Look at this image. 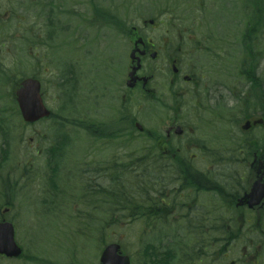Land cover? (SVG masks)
Segmentation results:
<instances>
[{"label":"rangeland","instance_id":"1","mask_svg":"<svg viewBox=\"0 0 264 264\" xmlns=\"http://www.w3.org/2000/svg\"><path fill=\"white\" fill-rule=\"evenodd\" d=\"M163 1L164 0H159L157 5H155V8H157V10L149 9V6L145 5L146 1H141L140 3L134 1L133 5L129 8L128 16L130 19H133V24L138 27V30L141 32L142 36L150 41H153L154 43L161 37H164L167 34V31H170L171 26H165L164 24H161L155 29L150 30L148 26L144 27L141 24V21H143L142 19H146V17H148L147 15L151 13H154V15L157 16V11L165 7ZM216 1L222 3L225 0H190V8L193 9L196 14L197 6L206 7V13L208 15L212 10L214 2ZM253 1L254 0H233L225 3L229 9L228 12L224 13L225 18L228 19L227 25L232 27L233 21L231 20L238 19L239 21L235 22L238 23L237 26H239L240 33H242L245 29L244 25H250V23H252L253 21L254 23H261V21L263 20H256L257 16H260V14L254 12L255 7ZM259 2L261 3V6L264 7V0H258V4ZM46 4H48V6L44 11V9H42V6ZM176 4L178 6H176V16L179 20H177L175 23L176 27L178 29H181L183 27V23L180 20L187 17L189 8L184 5V0H176ZM92 5H98L101 8L104 7V9L110 10H113V8L115 7L120 9H123V7H125L123 0H0V65L5 70L3 74H0V94L2 93L5 95L6 98L1 102L7 103L9 109L12 106L10 104L11 97L8 95L10 91H12L11 86L13 82L17 78H19L20 74L29 76L32 74H36L38 71L43 69V63L40 57L45 56V54L47 53L46 50L50 51L49 49H53V51H59L58 59L53 61L57 62L61 61V50L65 52V49H69V51L73 49L76 52V54L73 53V56L76 59L77 63L74 61V59H71L72 57L70 56L65 59V65L67 67H71L72 71H74L75 74L81 73L83 79L81 80L80 85H82L83 87H86L87 82L90 80H95L96 82H98V86L100 87L95 90L97 91L98 98L101 100L97 101V103L92 100L93 108L95 106L97 110L90 111L88 115L94 116L96 119L104 120L110 119L112 115L116 114L115 111H117V106L115 105V103H117V97L115 96L114 88H112V86L107 87L109 89L107 93L106 88L102 87L104 84L103 79L106 77L105 75L109 73V69L107 68L109 64L113 65V62L107 63L106 61L114 59V66H116V62L122 63V59L125 55V63L128 64V53L130 47L126 42L124 43L118 41V43H116L115 40L113 41L112 46L111 40L113 39V35H111L107 31V27L105 26L106 24L102 23L101 21L97 22V25H89L91 23L90 20L87 19V17L90 16ZM237 5L244 8L243 14L242 10H240V7H237ZM215 6H220V4H217ZM140 8H142V10L145 9L147 15H142V19H139L136 21L137 23H134L135 18L138 15L137 10ZM48 13L50 14V16L47 15ZM46 15L48 16L47 18ZM158 19L161 22L163 20V18L159 16ZM48 20H50L52 23L49 30V33H52V37H50V40L46 39L45 34L47 32V29L44 28V25L46 23L48 24ZM129 26L132 27V23ZM61 29H66L67 31L61 32ZM259 29L260 30L257 32L254 41L255 54L257 57V48V50L260 51V54L257 57L260 67L258 70V75H260V77L264 80V23L261 24ZM72 30L73 34L68 35V33H70V31ZM216 33L219 34V32ZM122 43H124V45ZM237 44L238 42L236 40V43L232 45V48H234ZM159 49L164 50L165 48L163 47ZM112 50L116 51L113 53ZM226 51L228 57H231V51L228 46L226 47ZM242 52L243 50L240 46H238V57L236 59V61L240 60V68H238V71L239 69L240 71H242V65H250H247L245 63L244 57L241 56ZM65 54L69 55L70 52H65ZM79 54H81V56ZM28 58L29 60H33L34 62L38 61L41 66L37 68H31L28 62ZM20 63L22 64V67H20ZM230 65H233V63L230 62ZM232 68L234 70V67ZM33 70L37 71L34 72ZM72 71H69V73H73ZM49 72L51 74V77H53L59 72H61L63 75L65 73V70L62 71L61 68L58 66L56 67L55 64L53 69H49ZM210 73V79L215 80L216 71L211 70L208 74ZM36 76L38 78H41L42 74L38 73L36 74ZM158 81L162 82L163 76H160ZM215 82L216 81H203L204 89L201 90L207 93L212 92L215 89ZM241 86L243 87L242 93L244 94L247 91V88L244 84H242ZM64 88L67 91H69L70 89L69 85H64ZM218 90L220 91L219 88ZM46 92L47 98L49 99L48 105L50 110H52L54 114L58 113L60 116H66L68 114L67 110L56 112L58 105L55 103L52 97L53 90L49 86H47ZM205 96L206 95H204V97ZM109 98L111 99V102ZM181 103L184 104L185 102L182 101ZM186 104L187 105L184 106L183 109L191 105L190 103ZM66 105H71V103H66ZM0 106L7 107V105L5 104H0ZM78 109L79 107H76V110ZM143 120L145 121L144 115ZM16 122L18 121L16 120ZM53 123L54 121L50 119L43 124H37L31 127L29 126L26 128H19L17 125H15L14 127H10V130L15 132V140L11 144V153L9 156V161L4 167L5 171L2 174L0 173V175L4 177L5 173L8 170V167L10 166L9 168L11 169V171L15 172V177L17 178L20 175L21 169L25 165L26 157L29 158V146L38 147L40 145L39 137L48 130L47 126ZM68 124L69 126L67 130L69 131V136H72V138H74L75 134L79 133V129L72 128V123L70 122H68ZM233 130L231 135L226 136V140L231 141L235 137L240 135L238 131ZM131 141L132 143L129 145H132L134 148L140 145L139 140L135 139V136ZM70 144L71 141L69 138V145ZM90 145L91 144L88 143L86 149H89ZM112 145L113 144L111 143V152ZM226 145L227 144H224V146ZM126 151L127 149L117 147L115 152H96L94 154V157L90 150H85V152L83 153H87V157H91L94 163H98V165H101L105 162L106 159L112 158L111 154H118L117 157H120ZM81 155L82 153L78 154V156L75 155L74 157L79 158ZM76 162H78V160ZM71 164L72 163L64 160L61 165V172L67 184L63 187V189L68 190L67 197L73 193L74 189L75 192H79V189L76 187L77 183L73 182L70 174ZM72 166L74 167V165ZM78 166L83 168L82 170H84L90 165H88L86 162L83 163L82 161H80V164ZM66 172L69 173L65 174ZM35 175L41 177L43 174L40 171H37ZM102 177L105 178L104 176ZM64 179L59 180L58 183H62ZM36 182L37 181H35L33 178L30 179V181H28L25 185L24 181L19 182V190H16V192H18V195L14 198L11 196V194L8 198L2 197L1 194L4 192L5 187H0V218L3 217L6 221L11 220L10 222H12L15 226V239L17 243L22 247L25 256L24 259L21 260L0 259V264H67L74 261L71 258L82 260L81 263L83 264H94L96 255H98V248H96L97 246H83V240L81 241L80 237L78 238V235L83 238L82 235L88 233V238L90 240L96 241L95 238L97 237V235L90 234L91 228L92 230H95L102 225V223H100L102 221V218H99L100 214L96 209V205L94 206L95 209H89L87 208V206H83L82 208H80L81 212L78 216V219L70 220L67 224H63V222L60 223L58 221L48 220V217L47 215L45 216V213L40 214V211H44L41 210L42 207L41 204H39L40 199L37 200L30 197V195H35L34 190L36 187ZM94 183L97 184L96 181ZM98 185H104V182H98ZM21 187L22 190H20ZM89 188L92 190L95 189L96 186L90 185ZM23 193H25L26 195L19 196ZM6 202H9L11 205H5ZM5 208H9V210L5 214H2V211ZM66 208H68V206ZM86 224L88 225V227L84 228V225ZM138 227L139 225H134L132 234L129 233V235L134 236L136 228ZM108 234L111 235L106 236V243L119 240L121 234V229L119 230V224L114 225L112 228H110L108 230ZM129 235L127 233L126 237L128 238V241L124 243L123 248L125 249V246L128 245V251L129 253H132L135 250V244L134 241L130 239L131 237ZM66 245H68V248H65ZM27 259H32V261ZM95 262L97 264V261Z\"/></svg>","mask_w":264,"mask_h":264},{"label":"flooded vegetation","instance_id":"2","mask_svg":"<svg viewBox=\"0 0 264 264\" xmlns=\"http://www.w3.org/2000/svg\"><path fill=\"white\" fill-rule=\"evenodd\" d=\"M197 20L199 19H190L192 25L185 37V55L180 65L184 67L186 73L178 70L169 81L171 86H176L179 80L182 79L184 84L189 85V92L193 94V97L196 96L199 90L204 89L203 81H205V78L203 76H205V70L210 69V71L216 70L217 72L220 67L219 61L222 63L223 54H227L226 49H223L224 39L204 41L206 36L215 39L214 33L204 35L192 32L193 26L198 25ZM146 45H149L147 41L144 42V46L141 48L145 51V56L141 60L143 64L138 75L147 69L143 68L148 52H150V48H146ZM72 52L76 53L75 51ZM172 62L177 63V60L174 59ZM155 71H162V68L156 66ZM145 74L147 72L142 73L140 77ZM59 85L63 93L67 91L64 85H69L70 89L75 92L77 99L83 97L88 101L94 100L95 103L101 100L97 98L96 88L93 86L86 84V87H83L80 83L68 84L62 80ZM145 87L146 85L143 86L142 82L136 84V90L139 89L143 97L149 94L145 92L149 88L146 89ZM153 88H157V85H154ZM121 89L116 93H119ZM117 99L126 107L128 98L124 92H121V96ZM220 101L221 96L218 95L212 107L213 111ZM120 102L117 103L121 107ZM171 109L172 107H166L168 112ZM206 116L207 111L203 110L202 114L193 120V123L203 122L206 125ZM178 122L187 123L182 114L176 113L172 118V126H169V129L172 130L180 126L177 124ZM245 133L257 135L261 131L249 130ZM222 138L221 136V140H219L221 145ZM235 143L233 152H238L241 148V155L251 157L249 153L251 147L249 146L255 143L254 136L243 137L242 140L237 137ZM212 147L217 148L216 143H212ZM238 162L244 161H236L233 164L236 165ZM193 164L195 163H191V165ZM168 165H175V163H168ZM203 165L212 167L216 166L217 163L215 161L204 162ZM243 165L249 168L241 174L236 185L219 187L216 193L210 197L209 204L211 208L207 210V213L215 223L212 233L214 241H198L197 239L192 242L191 258L189 257L183 264H264V140L258 160L243 163ZM184 260L185 258H181V261Z\"/></svg>","mask_w":264,"mask_h":264},{"label":"water","instance_id":"3","mask_svg":"<svg viewBox=\"0 0 264 264\" xmlns=\"http://www.w3.org/2000/svg\"><path fill=\"white\" fill-rule=\"evenodd\" d=\"M133 53L131 54V57ZM40 86L36 80L26 79L19 84L15 91L16 101L22 119L26 123H33L47 117L49 113L44 108L39 94ZM118 248L110 246L101 255V264H127L125 258L116 255ZM21 250L13 240V228L8 223L0 224V254L7 257H18Z\"/></svg>","mask_w":264,"mask_h":264},{"label":"trees","instance_id":"4","mask_svg":"<svg viewBox=\"0 0 264 264\" xmlns=\"http://www.w3.org/2000/svg\"><path fill=\"white\" fill-rule=\"evenodd\" d=\"M258 19L263 20V21H261V22L264 23V9L262 10V12H261V14H260V17H259ZM250 25H251V29H249L248 34H247V36H246V38H245V40H244V44L247 45V46H248L249 42L251 41L250 36H251L252 32L255 31L258 27L261 26L260 23H251ZM245 63H246L247 65H249V64H250V65H249V66L242 65L243 72H244V73L246 74V76L251 80V82H253L252 87L254 88V87H256V86H254V85H257L258 83H260V81H259L260 79H259V78L254 74V72H253V60L251 59L250 62L247 61V62H245ZM258 90H259V89L256 88V91H258ZM261 95L263 96V94H261ZM262 96H261V97H262ZM262 101H263V100H262ZM262 101H260V102H262ZM260 102H259V103H260ZM194 179H196V177L193 176V179H185V182H186V183H191L192 180H194ZM112 182L114 183L115 180L113 179ZM138 217H139V218H134L133 221L144 220V222H145L146 224H147L148 222H151V221H152V220H150L151 217L146 216L145 214H140V213H139ZM151 225H152V223H151ZM151 225H148V226H151Z\"/></svg>","mask_w":264,"mask_h":264},{"label":"bare ground","instance_id":"5","mask_svg":"<svg viewBox=\"0 0 264 264\" xmlns=\"http://www.w3.org/2000/svg\"><path fill=\"white\" fill-rule=\"evenodd\" d=\"M263 9H264V7L261 6V3H260L258 6H255L254 12H257L258 14H261ZM155 136L157 138H159V134L158 133ZM178 170H179V172L182 174V176L185 179H193L192 172L188 169V167L185 164L179 162L178 163ZM107 185H108V183L104 182V185H98V187H103V186H107ZM148 185L149 184L145 180L140 181L138 183V185H137V193L140 194V195L143 194L145 192V189L147 187H149ZM168 262H169L168 258L162 257L160 264H167Z\"/></svg>","mask_w":264,"mask_h":264}]
</instances>
